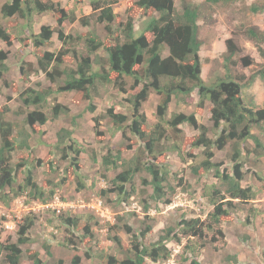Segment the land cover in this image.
Listing matches in <instances>:
<instances>
[{"label":"rangeland","instance_id":"374dc122","mask_svg":"<svg viewBox=\"0 0 264 264\" xmlns=\"http://www.w3.org/2000/svg\"><path fill=\"white\" fill-rule=\"evenodd\" d=\"M53 1L59 2L67 13L64 22L66 32L86 34L95 31L105 44L97 54L106 59L108 57L106 47L113 44L116 37H120V26L125 23L127 10L134 0H118L113 5L116 17L111 24L110 33L105 23L96 21L89 0ZM4 2L5 0H0V22L6 23L16 34L23 29L26 20L19 16L2 18L1 7ZM174 3L180 11L185 3L200 5L199 36L202 41L200 56L204 81L209 85L227 73H232L234 78L244 75L241 81L244 84L242 95L245 101L254 107L264 106V78L258 73L250 84L252 74L262 70L264 66V57L260 52V47L264 45L258 43L248 33L249 28L264 30V0H174ZM254 4L262 9L252 11L251 6ZM154 14L155 12L149 10L147 15L136 18V35L143 31L147 21ZM84 18H88V25L83 24ZM43 24L56 28L58 26L56 16L51 12L35 14L33 31L39 32ZM146 35L149 38L151 36L149 32ZM31 36L28 27L24 28L23 40L17 37L11 46L0 38V49L9 50L6 61L9 69L0 80V115L2 114L3 118L13 125L12 138L17 146L12 153V162L16 165L18 162L29 161L33 156L30 163H23L18 168L15 182L6 188L10 199L5 201L0 199L2 240L10 239L16 242L18 238V229L7 228L6 224L14 226V221L19 224L26 216L34 218V225L28 231L30 239L21 246L23 264H27L26 260L32 252L38 253L44 264H74L72 259L75 255H79L84 264H106V255L116 254L122 258L129 248L131 235L126 232L125 225L137 231L148 224L151 225L152 229L142 239L145 244L150 245L170 231L173 234L182 218L200 217L207 220L209 213L213 211L212 196L219 199L225 194L227 196L225 200L230 199L226 192L228 186L215 177L214 170L204 171L198 167L206 159V155L204 147L193 145L194 137L199 130H195L190 124L181 125L179 127L181 131H174L165 125L169 137L159 142L163 151L157 157V162L165 165L169 171L167 179L162 183L166 193L161 200L152 199L154 189L150 182L151 175L145 167V162L150 161L152 156L145 151L126 123L123 126L115 125L107 116L110 107H119L121 111L130 113L129 98L134 94L131 88L133 79L125 77L127 91L120 90L112 81L99 82L91 100L75 102L73 101L75 91L59 90L58 82L62 85L63 81L53 83L46 78L45 73L34 71L37 54L45 50L59 51L63 47L61 41L55 34L51 43L36 47ZM228 39H232L236 46V53L232 58L234 63L224 60V54H228ZM65 46L70 50L76 48L79 54L87 53L84 39L74 40ZM168 53L166 48L163 54ZM244 60H247L249 65H245ZM24 61L32 62L35 66L29 69L28 64L24 63L25 72L29 73V76L20 75V66ZM72 66L74 68L77 66L76 59L69 53L64 57L60 67L67 69ZM98 68L100 67L96 64L95 69ZM29 86L36 89L50 86L52 88V93L40 108L49 119L34 132L29 128L25 118L35 107L25 105L21 96ZM185 98L186 101L175 97L170 102L166 119L174 112H194L198 121L208 126L209 136L216 139L224 124L220 127L213 125L211 102L206 99L204 106H200L198 89L192 92L191 97ZM160 99L161 95L151 90L148 99L142 105L141 111L148 117L146 124L148 132H151L154 124L158 122L157 105ZM90 102L96 106L94 111L89 109ZM59 103L67 106L68 110L55 117L54 106ZM97 117L103 136H97L95 133ZM62 128L72 130L73 141L82 150L78 159L81 164L79 176L74 171L75 165L72 166L70 162L74 154L69 150L68 157L64 158L61 149L55 147L58 132ZM252 132L261 139L263 147L258 146L252 138L240 141L239 146L241 160L244 163L242 185L251 187L254 197L248 201L232 199V206L228 207L229 213L222 217L221 221L225 238L212 230H206L204 239L179 233L180 241L173 237L167 241V247L171 250V255L167 259L156 262L146 259L147 264H191L193 257H197L204 264H264V125L253 127ZM25 133L29 134V147H20L19 143ZM129 145L132 147H128ZM212 150L214 157L211 160L221 162L222 169L231 172L234 165L231 157L234 154L233 141L223 149L213 146ZM110 151L113 155L121 151L123 158L126 159L138 156L137 171L132 181L126 183L127 190H132V194L125 200L117 193L108 191L114 188L112 181L123 169L122 167L108 169L103 165V156ZM39 159L43 160L42 163L38 162ZM50 160L54 163L55 169L48 165ZM29 173L44 190V200L31 197L30 188L21 187L24 186ZM78 179L83 180L85 187H78ZM215 189L220 191L219 196L213 195ZM103 190H106V193H103ZM95 196L102 197L108 206L107 214L103 218H96L88 211L89 209L81 207L83 201L88 202ZM166 199L170 202L166 203ZM60 203L75 204L76 207H58ZM145 205H149L148 210L145 209ZM57 208L61 209L60 213ZM62 216L79 218L74 232L61 221ZM115 236L120 238V243L115 240ZM69 239H73L75 243L68 242ZM185 244H190L191 248H186ZM86 252L91 256H87ZM227 255H236L237 262L228 261ZM4 257L5 252L0 253V264H8Z\"/></svg>","mask_w":264,"mask_h":264},{"label":"trees","instance_id":"16d2710c","mask_svg":"<svg viewBox=\"0 0 264 264\" xmlns=\"http://www.w3.org/2000/svg\"><path fill=\"white\" fill-rule=\"evenodd\" d=\"M219 1V0H213ZM96 15V21L105 23L106 29L110 33L111 24L114 23L116 13L113 5L118 0H89ZM252 11L257 12L262 9L259 5H252ZM152 10L155 12L147 21L143 31L136 35L135 22L137 17L147 15V12ZM51 12L56 16L58 26L56 28L49 24H43L40 31H33V20L35 14ZM2 18L19 16L26 20L23 29L21 28L16 34L8 27L6 23L0 22V38L5 41L8 46H11L14 39L19 37L21 40L24 28L29 27L32 43L36 47L45 46L51 43L54 35L63 44L59 51L45 50L43 53H38L37 65L34 71L45 73L46 78L51 82L63 81L64 84L58 82L59 90H73L75 95L73 101L81 102L83 99L91 100L94 91H97V84L113 82L120 90L127 91L125 77L133 79L131 88L134 94L130 96L131 102L130 113L125 110L121 111L118 107H110L107 110V116L112 119L115 125L123 126L125 123L131 133L135 134L140 141V144L145 151L152 156V159L145 162L146 170L151 175V185L153 186L152 199L161 200L165 195L163 181L167 179L168 169L165 165L157 162V157L162 154V147L159 142L169 137L167 134L168 125L174 131H181L180 126L190 124L195 130H199L195 135L193 145L195 147H204L206 159L201 162L198 167L204 171L214 170L216 178L222 180L228 187L226 192L230 199H227L225 194H222L219 199L211 197L213 200V211L209 213V218L203 220L200 217L182 218L177 224V230L172 234L168 232L159 238L157 242L147 245L142 240L147 233L152 229L151 225H146L139 231L133 230L128 225H125L126 232L131 235L129 248L125 251L122 258L116 254L106 255V264H147L146 259L159 261L167 259L171 255V250L167 247V241L170 238L178 239L180 235L204 239L207 231H214L221 237L225 238V232L221 226L222 217L229 212L228 207L232 206V199L250 200L254 197V192L251 187H244L242 180L244 179L243 167L244 163L240 155V141H246L252 138L255 143L263 147L261 139L252 132L253 127L264 125V106L254 107L245 101L242 95L243 83L241 81L244 75L233 77L232 73H227L224 77H219L212 84H207L202 77V61L200 49L202 41L199 36V18L201 14L200 5L194 3H185L180 11L176 8L174 0H134L127 10V19L121 24V35L116 37L113 44L106 47L108 57L102 59L98 56L97 51L105 47L103 40L95 31L88 33H67L64 28V22L67 13L59 2L53 0H5L1 7ZM83 24L88 25V18L82 19ZM91 32V33H90ZM149 32L150 38L146 35ZM249 35L256 39L258 43L264 45V30L257 28H249ZM86 35V37H85ZM85 40L87 46L86 54H79L77 49L66 47L68 43L74 40ZM168 49V54H163L165 49ZM228 54H224V60L227 62L232 60L236 53V46L232 39L227 40ZM261 55L264 57V46L260 47ZM72 53L76 59V67L74 66L61 69L60 65L64 61V57ZM9 50L0 49V80L8 71L9 67L7 59ZM25 64H28L29 69L35 67L32 62H23L20 66V75L29 76L25 72ZM100 68L95 69V65ZM245 65H249L247 60H244ZM259 74L264 78V66L262 70L252 74L250 84L253 83L255 77ZM141 86V87H140ZM198 89L200 106H204L206 99L211 104V120L215 127H220L224 124L220 135L213 139L209 136V128L204 123L198 121L194 112L178 111L166 119L169 110L170 102L176 98H186L192 96V92ZM151 90L156 91L161 95L160 102L157 105L158 122L154 124V129L151 132L146 130L148 117L145 112L141 111L143 103L148 99ZM52 93L51 86L48 88L40 87L38 89L29 86L22 94V101L27 106L34 105V109L26 116V123L32 131L40 129L48 121L47 114L40 109L43 102ZM179 100V99H177ZM188 100V99H187ZM39 107V108H37ZM89 109L94 111L96 106L90 102ZM67 106L57 104L54 106L55 117L63 112H67ZM76 119V116H75ZM128 121H131L128 123ZM95 133L97 136H103L104 133L100 129L98 117L95 119ZM13 125L6 121L2 114L0 115V199L6 200L9 198V193L6 188L11 186L16 179L18 168L23 163H30L33 156L25 162H18L16 165L12 162V153L17 144L12 138ZM39 127V128H38ZM23 133V131H21ZM29 134L25 133L19 143L20 147H29ZM69 141V143H67ZM234 143V154L231 156L234 165L232 171L228 172L222 169L221 162L212 161L214 152L213 146L218 149H223L228 143ZM176 146V145H175ZM174 146V147H175ZM56 148H60L62 156L68 157L69 150L74 154L71 156V164L75 165L74 171L79 176L81 164L79 155L81 149L73 141V132L71 129L62 128L58 132ZM128 147H132L129 145ZM134 156L130 159L123 158L122 152L119 151L113 155L110 151L103 156L102 163L108 169L119 168L123 169L116 178L112 181L114 188L109 189V192H115L124 200L132 194V190L128 191L126 183L131 182L138 167L137 158ZM43 160H38L42 163ZM51 169H55L52 160L48 162ZM197 171V168H195ZM79 186L85 187L82 179H78ZM30 188V196L40 200H44L45 192L33 180L32 174L29 173L26 177L24 186ZM106 193V190L102 191ZM219 190L215 189L213 195L219 196ZM215 198V199H214ZM170 202L169 199L165 200ZM228 205V206H225ZM149 205H145L148 210ZM78 217L62 216L61 221L64 222L69 229L74 232V228L78 224ZM34 225V218L26 216L24 221L18 224V238L16 242L10 239L2 240L0 238V253L5 252V261L8 264H23L22 244L29 241L28 231ZM89 226L86 227V230ZM179 231V232H178ZM80 237V236H78ZM120 243L119 237H114ZM214 239V238H213ZM215 240V239H214ZM68 242H74L69 239ZM186 248H191L190 244H185ZM87 256H91L86 252ZM26 260L27 264H44L38 253L32 252ZM228 261L237 262L236 255H227ZM74 264H84L79 255L73 257ZM191 264H204L197 257L191 258Z\"/></svg>","mask_w":264,"mask_h":264},{"label":"built area","instance_id":"2783aa9c","mask_svg":"<svg viewBox=\"0 0 264 264\" xmlns=\"http://www.w3.org/2000/svg\"><path fill=\"white\" fill-rule=\"evenodd\" d=\"M58 207H76L75 204H63L60 203V206ZM81 207H85L87 209H89L88 211L91 212L96 218H103L106 216L107 214V204L105 203L104 199L100 196H95L94 198H92L90 201L88 202H84L82 203ZM57 211L60 213L61 209L57 208ZM14 226L10 225V224H6L7 228H14L17 226V223L14 222L13 223Z\"/></svg>","mask_w":264,"mask_h":264},{"label":"clouds","instance_id":"9594fccd","mask_svg":"<svg viewBox=\"0 0 264 264\" xmlns=\"http://www.w3.org/2000/svg\"><path fill=\"white\" fill-rule=\"evenodd\" d=\"M14 222H16V221H14ZM16 223H18V222H16ZM15 228V227H14ZM14 228H12V229H14ZM18 228V224H17V226H16V229Z\"/></svg>","mask_w":264,"mask_h":264}]
</instances>
